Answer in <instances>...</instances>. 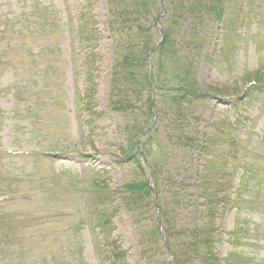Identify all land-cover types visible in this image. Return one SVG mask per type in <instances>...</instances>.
I'll return each instance as SVG.
<instances>
[{
    "label": "rangeland",
    "instance_id": "374dc122",
    "mask_svg": "<svg viewBox=\"0 0 264 264\" xmlns=\"http://www.w3.org/2000/svg\"><path fill=\"white\" fill-rule=\"evenodd\" d=\"M169 1L163 0L162 28L169 21ZM226 2L223 23L211 26L198 22L195 25L189 19L180 21L172 29L178 55L191 50L186 49L185 44L197 47L195 53L190 51L197 63V90L208 97L188 110L190 117L183 122L181 132L189 138L198 134L203 146L214 143L207 152L209 161L213 157L208 166L214 169L221 165L222 156L229 161L230 149H237L235 146L240 143L242 150L231 163L246 164V169L243 175H233L231 184L237 187L241 183L243 188H238L237 211L227 207L219 215L220 226L217 234L214 233L218 240L215 251L222 260H230L232 256L236 262L245 258L248 264H264V0ZM87 3H91L87 10L94 17L100 37L95 47L98 70L94 80L96 110L102 113L90 130L82 126L84 118L76 117L78 95L84 90V52L70 30ZM35 4L46 8L59 24L52 29L49 43L58 56L57 71L46 76L44 86L32 87L33 93H39L38 98L18 100L19 107L15 105V97L3 90H8L15 82L25 84L26 77L16 69H9L0 76V212L4 213L6 221L41 218L37 223L62 235L64 248L70 244L65 239H73L72 229L82 219L85 222L76 233L82 260L85 264H98L86 216L92 209L90 204L107 206L114 213L113 238L126 251L128 264H167L169 255L159 238L157 243L147 246V259L142 256L140 231L147 227L148 221L136 224L121 207L115 193L138 177L134 164L122 155V150L126 149L124 129L129 118L135 119L140 127L145 116L144 110L139 108L141 104H137L129 116L108 108L110 69L115 55L106 0H0V15L12 19L29 13ZM148 27L154 34V46L160 35L156 26L148 24ZM192 30L200 41L187 40ZM11 35L14 38L15 33ZM24 42L31 48L33 43L45 40L27 38ZM255 84L258 89L238 101L244 89ZM228 102L233 104L228 106ZM25 109L30 114L34 112V116L27 117ZM168 117L161 114L155 117L152 126L150 124V133L156 131L152 133L155 146L151 160L159 162L158 179H168L160 188L162 205L172 227L166 246L178 248L183 244L182 239L186 240L185 231L202 222V201L195 196L196 190L191 185L201 174L206 157L171 143ZM151 160L144 159L141 165L150 168ZM147 178L153 179V175ZM170 181H183L187 186L186 194L179 193L175 197L176 205L168 192ZM160 220L161 227L165 228L166 224ZM13 226L23 231L28 246H32L30 233L36 228L33 223L25 226L17 222ZM238 229L241 231H236ZM231 237L235 238L233 243Z\"/></svg>",
    "mask_w": 264,
    "mask_h": 264
},
{
    "label": "trees",
    "instance_id": "16d2710c",
    "mask_svg": "<svg viewBox=\"0 0 264 264\" xmlns=\"http://www.w3.org/2000/svg\"><path fill=\"white\" fill-rule=\"evenodd\" d=\"M106 3L109 7L110 23L108 27L115 55L110 69L108 108L112 112H121L129 116L134 112L136 105L141 104L139 108L144 110L145 116L144 124L140 127L136 125L135 119L129 118L124 129L126 149L122 150V155L134 164L138 177L115 191L121 207L136 224H141L142 220L148 221L147 227L140 231L142 256L148 257L147 246L157 243L160 230L163 231L167 240L171 238L172 227L169 224L168 212L162 205L160 197V188L166 185L165 182L168 179L166 181L158 179L159 162L151 160L155 146L153 144L155 138L152 133H156L155 129L152 133H150L151 130H147L141 136L140 147H138V139L142 131L152 124L155 117L158 118L162 114L167 117L169 115L167 125L172 128L167 127V129L171 132V143L187 148L188 152L195 153L200 157H206L204 167L200 171L201 174L197 176L195 184L191 185L196 190L195 196L202 201L203 209L200 211L202 222L185 231L184 238L186 240L182 239L183 244L180 247L169 246L173 258L172 264H248L249 261L246 262L245 258L237 260V262L232 256L229 257L230 260L220 259L215 251V243L218 240H216V235L214 236L220 226L217 221L220 213L227 207L237 211L238 188H243V185L238 183V186L234 187L231 180L233 175H239L245 171L246 164L235 165L231 162L236 160L237 154L242 149L240 143L236 144L237 149H230V160L226 161L222 156L221 165L218 164L217 169H214L213 166H208L213 157H210V161L207 157L209 147L215 146L214 143L209 142L208 145L203 146L199 143L198 134L189 138L188 134L181 132L184 126L183 122L187 120V117H190L188 110L200 99L207 100L208 97L206 98L205 94L199 93L197 90L195 80L197 63L194 61V57L190 56V51L195 53L197 47L185 44L184 47L191 50L186 54L178 55L179 51L172 30L180 21L189 19H192L195 25L198 22L211 26L223 23V16L227 9L226 0L169 1L170 17L162 28L163 42L152 55L151 84L154 90V100L151 99L148 71L146 70L154 36L150 33L148 24L156 26L160 23L158 17L162 9L161 1L106 0ZM90 4H86L84 12H79L76 24L70 29L84 52L82 62L84 90L82 94L78 95L76 117L84 118L81 121L82 126H86L89 130L102 116V113L96 110L97 85L94 80L98 70L95 65L97 56L95 47L100 37L94 17L87 10ZM58 25L56 18L47 12L46 8L36 4L29 13L12 19L0 15V76L9 69H16V72H20L26 77L25 84L15 82L7 88L8 90H3L15 97L16 107L21 106L18 100L38 98L39 93H33L32 87L46 84V76L50 72L57 71L55 65L58 56L55 50L49 47V43H51L50 38L53 34L52 29ZM12 33H15L14 38H12ZM27 38H40L45 42L36 45L33 43L30 48L24 42ZM193 38L201 40L192 30L187 40L194 41ZM257 89L258 87H247L244 91L245 97H250L252 91ZM25 112L27 117L34 116V112L30 114L28 109H25ZM231 145L234 147L232 142ZM143 158L151 160L149 169L153 175L152 189L149 180H146L148 171L144 165H141ZM169 177L171 178V176ZM170 182L168 192L171 194V201L175 200L176 205L175 197L179 193L186 194L187 186L183 181ZM151 194L154 196V200ZM1 196L3 197V195ZM89 208L92 209L87 212L86 219L89 218L88 222L92 231L98 264H128L126 251L121 247L120 242L113 238V209L107 206L99 207L95 204H90ZM154 209L158 212V217L155 216ZM1 212L0 264H85L82 260L80 241L76 236L80 226L85 222L82 219L72 229L74 231L73 239H65V241H70V244L64 248V244L61 243L62 235L48 229L47 225L42 226L41 223H37L41 218L38 217V220L34 219L33 221L32 219L27 221L26 218H20L18 221L7 219L8 221H6L4 213ZM160 219L166 224L165 228L161 227ZM17 222H21L25 226L33 223V226L36 227L30 233L32 246H28L23 231L19 227L13 226ZM236 231H241V229ZM47 238H49L48 244L46 243ZM234 241L235 238L231 237L230 242Z\"/></svg>",
    "mask_w": 264,
    "mask_h": 264
},
{
    "label": "water",
    "instance_id": "95a60500",
    "mask_svg": "<svg viewBox=\"0 0 264 264\" xmlns=\"http://www.w3.org/2000/svg\"><path fill=\"white\" fill-rule=\"evenodd\" d=\"M159 31H161L160 29H159ZM161 41H163V38H162V36H161ZM161 43V42H160ZM157 46H155L154 47V49L156 48ZM149 64H150V66H151V62H149ZM222 104H224V103H226L225 101L223 102V101H220Z\"/></svg>",
    "mask_w": 264,
    "mask_h": 264
}]
</instances>
